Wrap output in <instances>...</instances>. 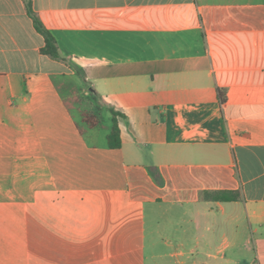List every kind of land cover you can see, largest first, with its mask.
Instances as JSON below:
<instances>
[{"label": "crops", "instance_id": "1", "mask_svg": "<svg viewBox=\"0 0 264 264\" xmlns=\"http://www.w3.org/2000/svg\"><path fill=\"white\" fill-rule=\"evenodd\" d=\"M31 2L62 59L0 0V264H264V0Z\"/></svg>", "mask_w": 264, "mask_h": 264}, {"label": "trees", "instance_id": "2", "mask_svg": "<svg viewBox=\"0 0 264 264\" xmlns=\"http://www.w3.org/2000/svg\"><path fill=\"white\" fill-rule=\"evenodd\" d=\"M26 6H27L28 14L32 18L37 32L43 35L45 38V47L42 49V53L54 59H62L54 37L45 28V26L42 24L40 19L34 13L32 9L31 0H26ZM112 112H113V127L111 129L110 135L108 136V143H109L110 148L117 149V148H120L122 145L121 132H120V128L118 126V121H117V117L120 114L115 111H112Z\"/></svg>", "mask_w": 264, "mask_h": 264}, {"label": "rangeland", "instance_id": "3", "mask_svg": "<svg viewBox=\"0 0 264 264\" xmlns=\"http://www.w3.org/2000/svg\"><path fill=\"white\" fill-rule=\"evenodd\" d=\"M83 93H85V92H83ZM81 95H84V94L81 93ZM92 105H93V102H92ZM102 117H103V123H104V124H108V123H110V120H109V117H110V116H109V113L105 112V110H104V112H103V114H102ZM77 121H78V123L83 124V123L81 122V119H80L79 115H77Z\"/></svg>", "mask_w": 264, "mask_h": 264}]
</instances>
